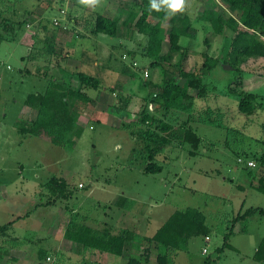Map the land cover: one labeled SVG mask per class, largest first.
<instances>
[{
    "label": "rangeland",
    "instance_id": "374dc122",
    "mask_svg": "<svg viewBox=\"0 0 264 264\" xmlns=\"http://www.w3.org/2000/svg\"><path fill=\"white\" fill-rule=\"evenodd\" d=\"M151 3L99 0L87 6L79 0H0V226L10 222L0 232L4 264H37L40 250L47 252L44 264H116L130 254H142L147 243L140 237L151 236L172 212L186 208H197L205 215L209 239L190 238L184 249L170 251L169 264H264V255L256 254L264 237V212L234 221L238 212L248 208L264 211V193L256 189L264 166L254 159L264 153V106L251 115L238 110L240 94L253 92L264 98V58H249L238 71L219 61L202 75L209 93L194 99L195 120L190 122L201 138L198 148L169 136L168 146L154 158L162 170L146 173L141 134L146 125L139 120V112L146 108L173 128L187 118L175 110L164 115L163 109L149 102V94L157 87L146 81L159 85L164 68L150 65L152 58L145 54L147 31L158 23L166 37L170 17L176 14L169 15L163 6L153 9ZM209 7L228 16L221 0H186L185 10L177 12L187 14L197 29L196 38L179 39L187 48L186 70L200 71L205 54L219 55L221 60L230 49L228 29L215 34L207 22L198 19ZM141 10L148 16L145 26L138 28L135 21ZM96 12L118 19L115 36L98 34L92 39L88 27ZM63 26L69 29L57 52L67 54L63 58H67L66 68L97 76L110 96L109 110L79 120L71 147L55 145L44 134H20L16 126L35 116V108L24 103L26 96L42 92L47 77L56 74L53 64L60 57L55 47L49 52L44 46ZM80 47L87 54L83 56ZM166 49L164 43L162 51ZM95 92L87 91L93 98ZM123 92L133 94L128 117L112 109L116 93ZM206 108H211L212 120L222 127L201 120ZM249 160L255 166L249 167ZM249 169L252 176L247 175ZM53 176L65 178L70 197L34 209L47 200L41 184ZM71 213L93 228H127L137 238L121 257L82 251L63 237ZM149 248L152 264L156 251Z\"/></svg>",
    "mask_w": 264,
    "mask_h": 264
},
{
    "label": "trees",
    "instance_id": "16d2710c",
    "mask_svg": "<svg viewBox=\"0 0 264 264\" xmlns=\"http://www.w3.org/2000/svg\"><path fill=\"white\" fill-rule=\"evenodd\" d=\"M221 1L231 13L236 14L237 18L225 17L218 9L209 7L202 10L198 19L207 22L215 34H223L226 27L233 29L230 49L221 60L219 57L214 58L205 54L200 71L186 70L184 67L188 58L187 48L179 44V39L182 36L192 39L197 36V29L192 25L187 14L176 13L170 17L171 24L166 37L158 23L149 26L145 54L152 58L151 66L164 68V75L159 85L153 84L150 80L146 81L147 84L157 87L155 93L149 94V102H153L156 109H163L164 115L170 110H175L186 113L187 118L173 128L164 119L156 118L147 112L146 108L139 112V120L146 125L141 132L147 153V160L143 167L146 173H157L162 170V166L154 162V158L164 147L168 146L171 141L169 136L179 139L180 142H188L194 149L198 148L201 138L190 122L195 120L194 99L204 98L209 93L202 75L209 73L219 61L229 64L232 69L238 71L249 58H264V0ZM147 16L146 10H141L135 25L143 28ZM117 29V18L97 14L91 24L90 33L115 36ZM164 43L167 44V49L162 51ZM44 47L49 52L53 51V45L49 41ZM170 67L173 70H170ZM73 75L77 80L75 85L70 80H59L51 75L47 77L48 81L42 92L30 93L26 96L25 105L35 108L36 114L29 123H16L18 133L34 136L44 134L51 143L62 147H71L75 143L73 132L78 124L75 104L88 102L90 98L83 92V89H98L100 80L83 71H78ZM72 77L69 75L68 79ZM239 96L238 110L246 115H251L257 108L264 106V98L258 94L246 92ZM211 112V108H206L201 120L207 124L222 127L221 122L212 120ZM262 129L264 130V122ZM191 153L194 152L191 151ZM254 159L264 166V153ZM247 175L252 176V170L249 169ZM41 186L47 190L48 197L45 202L34 205V209L38 206L53 205L57 200H67L71 195L68 183L63 177H50ZM256 189L264 193V177L259 178ZM256 211L264 212L262 209L248 208L243 213L238 212L234 221L252 215ZM30 212H26L24 216H28ZM76 216L77 213L70 214L64 227L63 237L77 244L82 251L91 250L120 257L127 245L137 238L130 229L118 228L113 231L110 225L93 228L78 222L75 219ZM205 221V215L197 208L172 212L151 236L140 237L142 242L147 243V246L144 247L142 254L129 255L126 264H151L149 245L156 251L152 264H169L170 251L184 249L190 238L203 236L205 240H208L206 238H209L210 229ZM5 225L0 226V230L5 229ZM228 234L224 236L225 241ZM224 246H228V243L225 242ZM256 254L257 257L264 255V237ZM46 256L47 252L40 250L37 264H44L42 260H45Z\"/></svg>",
    "mask_w": 264,
    "mask_h": 264
},
{
    "label": "crops",
    "instance_id": "0c3cea01",
    "mask_svg": "<svg viewBox=\"0 0 264 264\" xmlns=\"http://www.w3.org/2000/svg\"><path fill=\"white\" fill-rule=\"evenodd\" d=\"M220 11V10H219ZM227 12V15L228 16H233L229 10H225ZM61 12H62V9H61ZM202 12V11H201ZM97 14H101V15H104L106 17H109V15H106V13H101V12H96L95 13V16ZM94 16V18H95ZM226 16V17H228ZM109 18H112V17H109ZM71 22L74 23L76 22V18H71ZM71 22H68V23H71ZM73 25V24H72ZM71 26V25H70ZM90 28L91 26L88 27V32L90 35H92V39H93V36L95 35H98V34H103V33H97V34H92L90 33ZM69 29L68 27L66 26H63L62 28L56 30V33L52 36V39H49L50 42L52 43L53 45V48L55 47V55H58V57L60 58H57V60L54 61V64H53V67H54V70H55V75H53L55 78L61 80V79H66V80H70L72 84H77V80L76 78L74 77V71L72 70H68V68H66V59H63L67 54H64L61 55L59 52H57V49L58 47H60V43L62 41V35H64L66 33V30ZM211 29V28H210ZM225 29H228V31L230 33H232L231 35V38L233 36V30L230 28V27H226ZM212 31V30H211ZM221 35V34H219ZM75 41V40H73ZM73 41L71 43H73ZM81 41V40H80ZM93 41V40H92ZM91 41V42H92ZM58 46V47H57ZM80 46L84 47L83 46V42L81 41V44ZM81 49V47H80ZM81 54L84 56L85 53L84 52V49H81ZM81 55V56H82ZM213 57V56H212ZM219 57L218 56H214V58H217ZM260 59L262 57H259ZM86 59V58H85ZM251 59V58H250ZM263 59V58H262ZM88 60V59H86ZM249 61V59H248ZM247 61V62H248ZM95 64V62H94ZM77 71H81V70H77ZM74 72V73H73ZM84 72V71H83ZM86 73V72H85ZM89 74V73H87ZM69 75H72L73 77L70 79H68V76ZM94 76V75H93ZM97 77V76H96ZM98 78V77H97ZM100 80V79H99ZM102 83L100 81V87L98 89H89V88H84L83 89V92L86 93V95L90 98L88 102H78L75 104V109H76V113L78 114V122L79 120L81 121L83 118L84 119H88V118H91L93 117L94 115H97L98 112H102L104 110H109L110 109V103L108 102V99L110 98V96L108 95V93L106 94L105 91L103 90H106V87H102ZM88 90H96V94H95V97L93 98L92 95L88 94L87 91ZM112 90V88H111ZM253 93V92H252ZM113 94H115V92L113 91ZM124 94V95H123ZM123 96L119 93H116V100H115V106L113 105L112 109L116 110V112H124V116L122 117H128L129 115V110H131V100L133 99V94L131 93H128V94H125L123 92ZM256 94V93H255ZM80 111L82 113H80ZM95 112V113H94ZM36 114V113H35ZM94 114V115H93ZM88 116V117H86ZM96 120H98V118H96ZM78 125V124H77ZM0 232H2V229L0 230ZM209 239V238H208ZM132 243V242H131ZM1 245V244H0ZM129 247V244L127 245V249ZM1 248V247H0ZM142 253V252H141ZM140 254V252L137 254V256ZM132 255V254H130ZM11 256V255H10ZM129 256V255H128ZM14 257V256H13ZM121 257V256H120ZM12 258V257H11ZM126 260L127 258H124V260H122V262H116V264H126ZM5 263V257L3 256V253L0 252V264H4Z\"/></svg>",
    "mask_w": 264,
    "mask_h": 264
},
{
    "label": "clouds",
    "instance_id": "9594fccd",
    "mask_svg": "<svg viewBox=\"0 0 264 264\" xmlns=\"http://www.w3.org/2000/svg\"><path fill=\"white\" fill-rule=\"evenodd\" d=\"M83 5L95 6L99 0H79ZM186 0H152L151 7L156 10H160L163 6L169 13V15L185 10Z\"/></svg>",
    "mask_w": 264,
    "mask_h": 264
},
{
    "label": "built area",
    "instance_id": "2783aa9c",
    "mask_svg": "<svg viewBox=\"0 0 264 264\" xmlns=\"http://www.w3.org/2000/svg\"><path fill=\"white\" fill-rule=\"evenodd\" d=\"M54 23L56 24L57 22L55 21ZM145 76H147V71H145ZM247 165H248L249 167H253V166H255V162L252 161V160H249V161L247 162ZM79 186H82V185L79 184ZM206 239H208V238H206ZM203 252H205V248L203 249Z\"/></svg>",
    "mask_w": 264,
    "mask_h": 264
},
{
    "label": "water",
    "instance_id": "95a60500",
    "mask_svg": "<svg viewBox=\"0 0 264 264\" xmlns=\"http://www.w3.org/2000/svg\"><path fill=\"white\" fill-rule=\"evenodd\" d=\"M225 65V67H227V68H231V66L230 65H226V64H224Z\"/></svg>",
    "mask_w": 264,
    "mask_h": 264
}]
</instances>
